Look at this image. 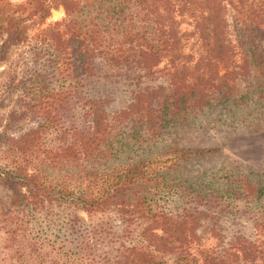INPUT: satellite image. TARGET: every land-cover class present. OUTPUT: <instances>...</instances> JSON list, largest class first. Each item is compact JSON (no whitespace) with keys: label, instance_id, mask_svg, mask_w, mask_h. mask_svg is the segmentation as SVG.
Wrapping results in <instances>:
<instances>
[{"label":"trees","instance_id":"16d2710c","mask_svg":"<svg viewBox=\"0 0 264 264\" xmlns=\"http://www.w3.org/2000/svg\"><path fill=\"white\" fill-rule=\"evenodd\" d=\"M103 1L108 2L103 9L88 10L94 2ZM124 1L25 0L14 4L0 0V61L10 47L26 42L35 63L28 78L36 90L30 106L41 114L36 127L26 132V141H21L26 143L22 149L26 151V167L20 161L0 167V187L9 193L7 203L20 211L26 206L29 216L52 203L85 212L113 207L122 223L120 233H115L100 226L82 231L80 225L68 220L63 223V238L48 243L52 255L41 252L43 242L32 239L26 246L28 252L17 247V260L5 257L0 264H264V240L236 235L225 246L204 247L197 232L201 225L192 211L183 208L178 214H167L152 208L149 194L157 184L147 172L146 162L114 169L96 185L82 179L69 186L51 183L40 177L37 168L28 170L29 156L39 149L40 135L45 131L57 139L53 150L42 151L49 159L69 161L112 154L113 147L107 143L105 101L91 96L87 88L90 79L98 75L100 60L121 69L135 87L130 90L127 106L111 118L132 116L129 119L152 132L167 109L184 104V100H189L187 106L208 102L204 96L220 88L218 79H247L255 63L264 76V48L255 55L240 48L239 39L240 44H232L225 8L219 0H128L133 11L127 15ZM195 3L204 12H198L194 19L198 48L190 52L183 50L186 37L178 29L175 14ZM57 7L62 8L63 18L45 22L50 10ZM133 14L149 21L150 33L133 29L127 22ZM33 27H37L36 32L30 35ZM258 33L263 39L264 34ZM240 37L242 42L250 38L244 33ZM160 62L161 68H157ZM154 74L166 78L169 96L164 94L165 87L140 84L142 78ZM163 98L168 101L160 105ZM69 116H74L72 121ZM210 151L213 149L172 146L166 150L178 160ZM253 227L264 236V222H254ZM3 244L8 247V242Z\"/></svg>","mask_w":264,"mask_h":264},{"label":"rangeland","instance_id":"374dc122","mask_svg":"<svg viewBox=\"0 0 264 264\" xmlns=\"http://www.w3.org/2000/svg\"><path fill=\"white\" fill-rule=\"evenodd\" d=\"M8 1L17 4L25 0ZM219 1L225 8L226 31L232 44H240L239 39L240 48L252 50L256 55L264 48V38L259 39L258 33L264 34V0ZM106 4L107 1L94 2L88 10L103 9ZM124 8L126 15L133 11L128 0L124 1ZM203 10L195 3L187 11L175 14L178 29L186 37L185 51L195 52L198 48L193 23ZM63 16L61 7L52 8L45 22L60 20ZM127 22L145 34L152 30L148 20H140L135 14ZM36 29L33 27L29 34H34ZM242 33L249 34V40L242 42ZM258 61L257 57L255 62ZM161 62L157 68H161ZM107 64L100 60L98 75L90 79L87 88L91 96L105 101L109 122L107 143L113 147L112 154L69 161L49 159L42 151L53 150L57 139L45 131L40 135L39 149L35 148L29 156L28 170L37 168L40 177L51 183L69 186L82 179L96 185L114 169L137 161L146 162L147 172L157 184L149 194L150 205L167 214H178L183 208L192 211L201 225L197 232L202 246H225L236 235L264 240L253 227L254 222H264V76L256 63L247 79H218L219 91L210 90L204 96L208 102L187 106L190 102L184 100V104L167 109L162 119H157L153 132L129 119L132 116L111 118L127 106L132 95L130 90L135 87L127 82L121 69ZM34 68L26 42L10 47L0 61V167L14 161L26 167V151H22L26 143L21 141H26V132L33 130L41 118L40 112L30 106L36 97V90L28 80ZM140 84L165 87L164 94H170L166 78L160 74L144 77ZM165 99L160 105L168 101ZM52 106L54 111L56 107ZM73 117L69 116V121ZM169 146L212 148L213 151L178 160L166 152ZM8 194L0 187V259L16 261V248L28 252L26 246L32 239L43 242L41 252L52 255L48 243L63 238V223L68 220L80 225L82 231L97 226L110 228L115 233L122 229L113 207L85 212L64 203H52L44 204V208L29 216L26 206L20 211L7 203ZM98 249L102 253L104 246Z\"/></svg>","mask_w":264,"mask_h":264}]
</instances>
